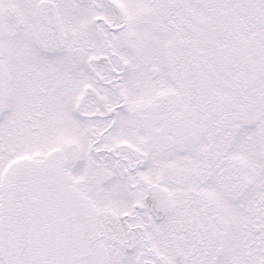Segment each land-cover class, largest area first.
<instances>
[{"label": "snow or ice", "instance_id": "1", "mask_svg": "<svg viewBox=\"0 0 264 264\" xmlns=\"http://www.w3.org/2000/svg\"><path fill=\"white\" fill-rule=\"evenodd\" d=\"M0 264H264V0H0Z\"/></svg>", "mask_w": 264, "mask_h": 264}]
</instances>
